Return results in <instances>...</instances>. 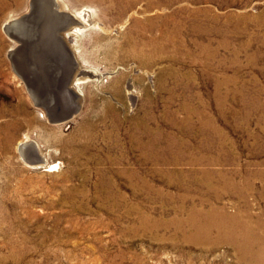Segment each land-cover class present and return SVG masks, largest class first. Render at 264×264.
<instances>
[{
    "label": "rangeland",
    "instance_id": "rangeland-1",
    "mask_svg": "<svg viewBox=\"0 0 264 264\" xmlns=\"http://www.w3.org/2000/svg\"><path fill=\"white\" fill-rule=\"evenodd\" d=\"M33 1L0 0V264H247L221 217L194 237L187 216L264 225V0ZM76 26L70 87L88 73L68 88ZM56 105L77 110L52 122ZM195 109L220 134L182 123ZM224 179L244 188L214 200Z\"/></svg>",
    "mask_w": 264,
    "mask_h": 264
},
{
    "label": "bare ground",
    "instance_id": "bare-ground-1",
    "mask_svg": "<svg viewBox=\"0 0 264 264\" xmlns=\"http://www.w3.org/2000/svg\"><path fill=\"white\" fill-rule=\"evenodd\" d=\"M45 1V5H49V2H52L53 6L57 3L58 5V1L57 0H44ZM34 1L32 0V2H30V4L32 5ZM132 2V1H131ZM130 4V1L127 2V4ZM150 4V3H149ZM33 6V5H32ZM31 6V7H32ZM152 5H149V7ZM3 7V6H2ZM36 7V6H35ZM58 8L60 9V6L58 5ZM35 9V8H34ZM37 10V8H36ZM51 10L48 8V11ZM55 10V9H54ZM31 11V8H30ZM28 12V11H27ZM45 12L46 9H45ZM44 12V13H45ZM62 13V11H60ZM29 13V12H28ZM35 13V12H34ZM42 14V12H40ZM39 13V14H40ZM50 13V12H49ZM51 13H53L51 11ZM40 14V15H41ZM60 14V13H59ZM79 16L81 15L83 17V19L88 20L89 15V10L87 11V9L85 8L84 10L78 12ZM43 15V14H42ZM55 15V14H54ZM65 15L68 17L69 19H72L73 21H77V16L76 14H72L71 12H67L65 13ZM89 15V16H88ZM21 16V15H20ZM46 16V15H45ZM48 16V15H47ZM52 17V16H51ZM25 18V17H24ZM28 18V17H27ZM41 18V17H40ZM57 18V17H56ZM49 19V18H48ZM47 19V21H48ZM13 20V19H12ZM54 20V19H52ZM72 20H70V24H72ZM26 21V20H25ZM46 21V22H47ZM55 21V20H54ZM72 21V22H71ZM81 21V20H80ZM14 22V21H13ZM12 22V23H13ZM22 21H20L21 23ZM58 22V21H57ZM56 22V23H57ZM60 22V21H59ZM9 22L5 23L4 29H8V27L12 24ZM55 23V22H54ZM53 23V26H54ZM32 24V23H31ZM25 25V24H24ZM68 25V22H67ZM196 25V24H195ZM26 26V25H25ZM18 27H20L18 25ZM40 27V26H39ZM84 27V26H83ZM198 27V26H197ZM11 28V27H10ZM33 28V27H32ZM43 28V27H42ZM62 28V27H61ZM82 28V27H81ZM80 26H76V29L73 30H67L64 34H62V38L64 39L66 46L68 47L67 50V57H66V79L64 80V86L67 85V87H70V84L68 81H70V73L74 72V70L76 69V64H75V58L74 54L72 53V50L70 49L72 47L73 44H75V42L78 39V31L81 29ZM200 28V27H199ZM22 29V28H21ZM35 29V28H34ZM66 30V29H65ZM19 32V31H18ZM21 33V32H20ZM33 34V33H32ZM52 34V33H51ZM29 37V36H28ZM58 39V38H57ZM36 41V40H35ZM71 44V47L69 46V44ZM39 44V43H38ZM34 48V47H33ZM73 48V47H72ZM22 49V48H21ZM74 52V51H73ZM11 53V51H10ZM15 61V60H14ZM19 61V60H18ZM21 63V62H20ZM23 66V65H22ZM21 66V67H22ZM14 68V67H13ZM18 69V68H17ZM25 69V68H24ZM72 71V72H71ZM80 73L82 74L81 76L77 77L75 82H73L71 84L70 88H78V83L80 82L81 79H85L86 78V73H88L86 70H79ZM77 72V69H76ZM74 72V73H76ZM22 73V72H21ZM65 74V73H64ZM75 75V74H74ZM92 76H95L94 74H90ZM62 76V75H61ZM31 75H27L26 74V81L29 84L30 88L37 94V91L39 90V87H35L33 82L35 81V77ZM73 78V77H72ZM95 78V77H94ZM98 79V78H97ZM115 83L118 81V79L114 80ZM38 85V84H37ZM41 89V88H40ZM66 89V88H65ZM70 90V89H69ZM32 91V93H33ZM68 91V90H67ZM72 91V89H71ZM40 91H38L39 93ZM130 93V91L128 92ZM78 95V94H77ZM43 96V95H42ZM37 97V96H36ZM200 99V98H199ZM42 103V102H39ZM51 103V100H50ZM78 104V103H77ZM187 103H182V108H184L186 106ZM45 105V104H43ZM57 106V105H56ZM55 108H51L49 114L46 113V116L48 117H52L55 118L56 117V113H55V109H57L59 106H57ZM48 107V106H47ZM43 108V106H42ZM46 109V108H44ZM67 113L69 112V109H67ZM75 114V113H74ZM73 114V115H74ZM192 116L196 117V120L198 122L199 125H201V127L204 129L205 127H211V132L213 134H220V131H218L216 129V127L213 125V120H211L210 118H207L205 116H203L202 112L199 109H195L194 113L190 116V117H186L182 120V123H187L189 122L190 118ZM48 117V118H49ZM72 117V116H71ZM221 136V135H220ZM224 138V137H223ZM33 140V139H31ZM30 139H25L21 142L18 143L17 149L19 151V154L21 155V157L23 158L24 161H26L30 166L33 167H40L43 163H45V158L44 156L38 152V146L34 141H31ZM204 147L206 149H210L212 147V143L210 141V139H204ZM35 151V153H33V151ZM40 151V150H39ZM220 154H218L215 158L211 159L209 162L210 163H214L217 164L220 162ZM48 166H52L51 170H53V168H56V163H52L51 165L48 164ZM47 169V168H46ZM48 170V169H47ZM218 173H215L214 176L217 177ZM246 178V177H245ZM216 179V178H215ZM225 180V179H224ZM228 180V179H227ZM248 180V179H247ZM226 181V180H225ZM249 181V180H248ZM223 182V181H222ZM217 183V182H216ZM215 180L214 183H209L208 186H216ZM250 183V182H249ZM220 184V183H219ZM222 184V183H221ZM250 186V185H249ZM238 189H243L242 187H238L235 185V182L233 180L230 181H226V183H224L223 185L220 186V190L217 191L216 193H214L212 195V198L214 200L220 198L222 193H233L234 191H236ZM214 190V189H213ZM223 195V194H222ZM213 202V201H212ZM211 202V203H212ZM210 203V204H211ZM213 205V204H212ZM208 207V206H207ZM185 210V209H184ZM179 212V211H178ZM249 215L248 211L246 210H239L238 212L235 213H228L227 211H225V209H223L222 207H218V206H210L206 209L204 208H199V207H195L192 206L190 208L189 214H188V218H189V230L191 231V233H193L192 235H198V234H207V232L210 231V225L212 224L211 221L206 222V223H200V222H196L197 218H212L214 216H219L221 217L223 220L221 222L220 225H217L220 229L221 232L219 233L220 235L223 234V232L228 235L231 236L234 240V243L237 244L238 250L241 252V258L247 263V264H264V225L260 222L258 223V226L256 228V226H254L253 224H249L247 222H243V221H238L236 223L232 224V220L231 222L228 219H240L243 218L244 216ZM247 218V217H246ZM215 222V221H214ZM225 222V223H224ZM238 223V224H237ZM237 224V226H236ZM231 225V226H230ZM230 226V228H229ZM193 237V238H194ZM226 237V236H225ZM227 238V237H226Z\"/></svg>",
    "mask_w": 264,
    "mask_h": 264
},
{
    "label": "water",
    "instance_id": "water-1",
    "mask_svg": "<svg viewBox=\"0 0 264 264\" xmlns=\"http://www.w3.org/2000/svg\"><path fill=\"white\" fill-rule=\"evenodd\" d=\"M66 26H68V25L65 23V26L64 27H66ZM69 75H71V73ZM69 91L70 90H68V92ZM67 109H69V112L70 113H67ZM76 110H77V106H73V105H62V106H59L57 108V110H56V111H59V115L56 116L55 118H51V117L50 118H51L52 122H62V121H65V120L69 119L74 114V112Z\"/></svg>",
    "mask_w": 264,
    "mask_h": 264
}]
</instances>
